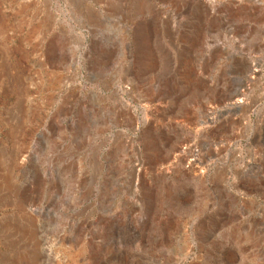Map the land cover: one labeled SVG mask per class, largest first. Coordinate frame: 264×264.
<instances>
[{
	"label": "rangeland",
	"instance_id": "rangeland-1",
	"mask_svg": "<svg viewBox=\"0 0 264 264\" xmlns=\"http://www.w3.org/2000/svg\"><path fill=\"white\" fill-rule=\"evenodd\" d=\"M0 264H264V0H0Z\"/></svg>",
	"mask_w": 264,
	"mask_h": 264
},
{
	"label": "bare ground",
	"instance_id": "bare-ground-1",
	"mask_svg": "<svg viewBox=\"0 0 264 264\" xmlns=\"http://www.w3.org/2000/svg\"><path fill=\"white\" fill-rule=\"evenodd\" d=\"M121 2H122V1H121ZM108 5H109V4H108ZM208 7H209V6H208ZM246 90H249V87H248V86H247V89H246ZM195 166H196V165H195ZM195 166H194V167H195ZM197 167H198V166H197ZM9 187H10V186H9Z\"/></svg>",
	"mask_w": 264,
	"mask_h": 264
},
{
	"label": "built area",
	"instance_id": "built-area-1",
	"mask_svg": "<svg viewBox=\"0 0 264 264\" xmlns=\"http://www.w3.org/2000/svg\"><path fill=\"white\" fill-rule=\"evenodd\" d=\"M185 150H186V148H185Z\"/></svg>",
	"mask_w": 264,
	"mask_h": 264
}]
</instances>
